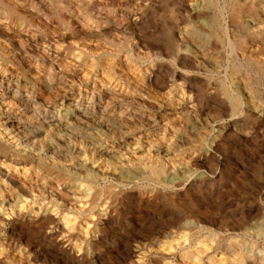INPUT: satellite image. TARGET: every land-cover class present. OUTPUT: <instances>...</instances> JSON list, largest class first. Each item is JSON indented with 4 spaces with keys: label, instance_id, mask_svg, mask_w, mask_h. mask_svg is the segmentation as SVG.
<instances>
[{
    "label": "bare ground",
    "instance_id": "bare-ground-1",
    "mask_svg": "<svg viewBox=\"0 0 264 264\" xmlns=\"http://www.w3.org/2000/svg\"><path fill=\"white\" fill-rule=\"evenodd\" d=\"M242 151L264 0H0V264H264Z\"/></svg>",
    "mask_w": 264,
    "mask_h": 264
},
{
    "label": "rangeland",
    "instance_id": "rangeland-1",
    "mask_svg": "<svg viewBox=\"0 0 264 264\" xmlns=\"http://www.w3.org/2000/svg\"><path fill=\"white\" fill-rule=\"evenodd\" d=\"M159 82V80H158ZM158 82H155V85L158 84ZM157 86V85H156ZM62 92V93H61ZM62 94V95H61ZM58 95V96H57ZM56 98L61 99V97H63V91L59 90L55 93ZM158 105V104H157ZM156 107V106H155ZM167 107V106H166ZM156 110V109H155ZM162 114V112L160 113V115ZM221 118H223L222 115H220L217 111V113H211L209 112V114L206 115H200L199 117H196V127H197V132L198 134H200L199 137L208 140V135H207V129H206V124L215 120H220ZM157 135L152 134V136H150L147 140H145L147 143L148 142H154L157 143ZM224 143L228 144L230 147H233V149L235 148L236 144L235 141L233 139H228L227 141H224ZM253 153H249L242 151L241 152V158H242V163L245 167H248L249 170H247L246 174H238L236 173L235 176H243L246 178V183L244 181L243 183V187L242 186H238V184L236 182H232V184L230 183V186L227 188V195H228V200L227 201H237L238 200H243L244 201V205L243 208L246 209L248 208L250 205H258V206H263L264 207V196L260 197L257 196L254 193V184L260 182L258 180V176H257V171L261 168H264V156H262V159L260 161V159H256V158H252ZM235 167V165H234ZM261 167V168H260ZM238 174V175H237ZM248 180V181H247ZM252 184V187L250 186ZM251 188V189H250ZM231 205V207H229V212L230 210L234 209L235 207ZM236 217V216H235ZM239 216H237L236 218H238ZM231 220V219H230ZM233 221V220H232Z\"/></svg>",
    "mask_w": 264,
    "mask_h": 264
}]
</instances>
